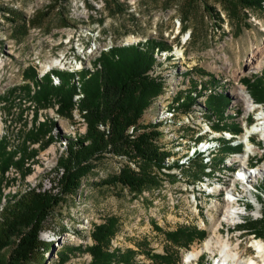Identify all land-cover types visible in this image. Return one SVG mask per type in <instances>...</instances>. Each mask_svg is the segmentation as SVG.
<instances>
[{"label": "rangeland", "instance_id": "374dc122", "mask_svg": "<svg viewBox=\"0 0 264 264\" xmlns=\"http://www.w3.org/2000/svg\"><path fill=\"white\" fill-rule=\"evenodd\" d=\"M147 38L164 42V49L154 50L158 63L151 73L162 76L164 82L139 123L162 122L156 144L168 153L164 155L167 163L180 164L167 169L152 165L155 180L132 189L107 180L124 164L140 171V160L112 151L87 159L79 186L53 207L39 234L42 246L23 264H90L86 245L92 242L91 231L112 218L117 230L110 240L111 248L117 254L131 248L134 254L131 262L114 259L108 264H182L194 248L201 249V254L186 264H212L216 257L210 255L221 253L217 247L206 248L204 244L226 210L227 198L221 187L236 165L237 155L232 153L243 150L222 138L210 162L203 156L188 158L194 140L207 136L201 134L205 122L213 123L216 130L238 131L230 124L237 121L243 128L246 118L242 114L251 112L249 124L253 125L264 118L263 104H254V98L247 97L251 100L248 107L246 101L237 98L242 90L251 96L244 78L252 81L264 70V62L255 68L248 61L253 54L256 62L264 60V0H0V218L1 206L11 194L37 182L52 186L64 136L86 130L82 100V114L74 103L70 114L58 112L54 95L47 104L38 102L34 92L39 87L37 81L49 76L40 77V68L58 60L68 62L71 68L96 45H127ZM96 63L97 57L91 64L87 62L88 68ZM57 64L50 72L59 75L60 82L70 84L73 75ZM32 70L35 76H31ZM86 70L80 73L84 79L95 72L88 74ZM50 82L60 83L53 78ZM221 92L229 94L223 100V112L216 108ZM186 93L197 99L189 108L181 105ZM167 106L179 110L171 120L162 119V109ZM44 118L48 125L55 122L52 130L59 136L49 143L48 133L36 129ZM99 128L108 132V125L100 124ZM237 134L238 139L245 140L242 132ZM258 138L255 134L252 141L259 143L262 155L264 142ZM4 159L9 163L2 171ZM249 212L236 225L222 221L217 231L233 245L239 244L245 261L257 254L254 241L264 243L248 224L258 225L262 216L256 218ZM178 226L204 229L205 237L173 244L165 231ZM11 246L10 241L0 248V259L7 256ZM165 250L174 257L173 262H159L149 255Z\"/></svg>", "mask_w": 264, "mask_h": 264}, {"label": "trees", "instance_id": "16d2710c", "mask_svg": "<svg viewBox=\"0 0 264 264\" xmlns=\"http://www.w3.org/2000/svg\"><path fill=\"white\" fill-rule=\"evenodd\" d=\"M164 46V42L156 38H147L145 41L127 45H116L101 54L99 61L101 68L92 74L89 72L88 74L91 75L88 78L83 77L81 90L84 97L80 102L82 108L86 110L84 112L86 130L83 134L64 136L63 153L57 160L56 178L52 181L51 187H44L41 182H37L23 191L11 194L12 196L1 206L0 248L10 241L12 246L7 256L0 259V264H23L34 257L43 243L39 234L43 229L44 221L54 206L67 194L77 189L83 173L84 161L94 155L102 151H112L123 154L130 160H140V171L137 172L129 164H124L107 180L127 185L132 189H141L145 184L155 180L150 172L152 165L165 166L167 169L180 164L179 161L167 163L164 160L167 152L160 150L156 144V137L162 133L158 127L163 123H139L143 111L162 90L163 77L151 73L158 63L154 50L155 48L164 49ZM32 71L31 76H35V71ZM262 76L259 75L252 81L244 78L251 95L258 102H264V70ZM71 83L62 80L54 85L50 82V77L46 75V80L37 81L39 87L34 91L35 97L39 103L47 104L49 96L54 95V100L58 103L57 111L70 114L73 103L75 104L74 94L79 91L72 80ZM228 95L226 92H221L216 98L218 100L216 108L222 112L226 107L223 100L229 97ZM210 100L213 99L210 98ZM195 102H197L196 97L186 93L181 105L189 108ZM36 116L37 111L34 110L33 117ZM44 121L45 118L39 121L36 129L44 134L48 133L46 143H49L59 136L52 130L56 128L55 122L48 125ZM100 124L108 125V132L100 129ZM131 126L132 130L129 131ZM232 126L238 130L235 132H240L242 128L235 121ZM8 163L6 159L3 160L2 171L8 167ZM257 222L258 225L248 222L250 230L264 239V208L262 218ZM116 230L117 223L114 218L94 226L91 231L92 242L86 245V250L91 255L90 264H108L114 259L126 262L133 260V249L128 248L117 254L111 248L110 240ZM165 236L173 244H187L195 237L203 239L205 230L178 226L175 229L166 230ZM149 255L163 263L174 260L167 250L150 252Z\"/></svg>", "mask_w": 264, "mask_h": 264}, {"label": "bare ground", "instance_id": "6f19581e", "mask_svg": "<svg viewBox=\"0 0 264 264\" xmlns=\"http://www.w3.org/2000/svg\"><path fill=\"white\" fill-rule=\"evenodd\" d=\"M112 47L114 46L109 45L102 47L101 45H96L85 56L80 59H76L71 68L68 62L62 60L55 61L53 65H48L54 66L56 63H58L56 67L62 69V71L68 70L73 75L72 82L75 83L79 89V91L74 94V101L77 108H79L80 101L84 97V93L81 90L83 83V75H81L80 73L84 71V68L87 69L86 71L88 73L99 69L101 67V63L98 60L99 55L103 50L106 51ZM96 57V66L92 69H90V67L88 68L87 62L91 64L92 59ZM255 57V54L251 55V58L248 61L250 66L252 65L257 68L263 64L264 60L256 62L254 60ZM50 69L51 68L43 69L39 74L40 77L45 75L46 73H49V76L51 75L50 78H53L54 82L59 83V75L54 72H50ZM247 97L251 98L252 96H249L248 94H246V91L243 90L240 91L239 95L237 96V98L246 101L249 107V103L251 102V100ZM252 102L254 104L264 105L263 102H258L256 100H252ZM162 110L164 112V117L162 116V119L166 120H171L175 118L179 111L178 109H169V106L163 108ZM242 117L246 118L243 119L245 120V122L242 120L243 123H245L243 127L245 130L242 132V134H244L243 136L245 140L238 139V132L229 129L227 130V128L222 130H216L212 125L213 123L210 124L208 122H205V126L203 127L201 134L207 136L203 139H199L201 135L199 136V138L196 137L197 139L194 140V143L191 146V155L188 158L190 160L194 157L203 156L207 163L210 162L213 152H216V150H218L221 146L220 139L222 138H225L224 140H228L231 143V146H241V150H243V152L238 151L237 153H232L237 155V159H235L236 165L232 166V170L229 171V181L226 184L223 183V186L221 187L222 192L227 198V203H225L226 210L224 212V215L220 219L221 221H219V225H213L214 233L212 234V236L210 238V235L206 237L205 240L209 238L206 242L204 240V246L206 248L217 247L221 251L222 254L216 249L219 252L217 256L218 264H227L229 259H232L235 262H239L245 256H242V254L238 251L239 244L233 245L232 242L228 239V237L224 238L222 234H219L217 232L220 229L219 227L222 224L221 222L223 221V223L226 222L230 225H236L238 222H241L244 214L249 212L248 210H250L249 213H252L253 216L256 218L262 216L258 210L261 208V202L263 201L262 197H264V153L262 155L260 154V145H258L259 143L256 144L255 141H252V137L255 134L257 136L258 134L259 138L257 141L264 142V139L262 138L264 136V118H262V122L259 120L256 124L253 125L252 123L249 124V121H252L251 112H249L247 116H243L242 114ZM249 205H252L253 207L248 209ZM256 241L257 242H253L258 250L256 256H254V258H249L248 261H244V264H264V243L262 241ZM210 250L213 251L215 250V248ZM200 254L201 249L194 248L192 251L188 252L184 256V261L182 264L188 263L192 258L199 257Z\"/></svg>", "mask_w": 264, "mask_h": 264}, {"label": "built area", "instance_id": "2783aa9c", "mask_svg": "<svg viewBox=\"0 0 264 264\" xmlns=\"http://www.w3.org/2000/svg\"><path fill=\"white\" fill-rule=\"evenodd\" d=\"M51 67H53V66H48V65H44V66H42L41 68H40V70H43V69H46V68H51ZM74 107H72V109H73ZM77 109V108H76ZM78 111H79V113H82L81 111H80V108H78ZM40 112H38V114H39ZM75 115H77V114H75ZM130 129L132 130V126L130 127ZM130 130V131H131ZM245 129L244 128H241V132H243ZM263 205V204H262ZM262 205H261V207H262ZM261 210V208L258 210L259 212H260V214L262 215V212L260 211Z\"/></svg>", "mask_w": 264, "mask_h": 264}]
</instances>
